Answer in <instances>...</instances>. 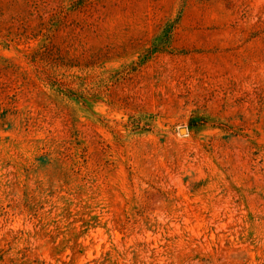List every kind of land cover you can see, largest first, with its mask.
<instances>
[{
  "label": "rangeland",
  "instance_id": "rangeland-1",
  "mask_svg": "<svg viewBox=\"0 0 264 264\" xmlns=\"http://www.w3.org/2000/svg\"><path fill=\"white\" fill-rule=\"evenodd\" d=\"M0 264H264V0H0Z\"/></svg>",
  "mask_w": 264,
  "mask_h": 264
}]
</instances>
